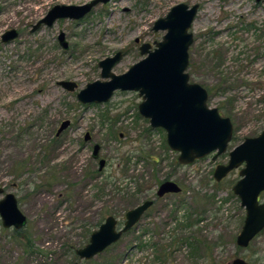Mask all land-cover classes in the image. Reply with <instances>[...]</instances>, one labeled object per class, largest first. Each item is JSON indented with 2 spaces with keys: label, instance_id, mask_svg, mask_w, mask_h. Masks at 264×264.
<instances>
[{
  "label": "rangeland",
  "instance_id": "374dc122",
  "mask_svg": "<svg viewBox=\"0 0 264 264\" xmlns=\"http://www.w3.org/2000/svg\"><path fill=\"white\" fill-rule=\"evenodd\" d=\"M87 1L0 0V37L7 29L18 32L8 43L0 40V198L13 193L27 217L21 229L5 228L0 219V264H229L236 257L264 264V228L246 247L235 241L245 209L232 186L243 165L219 181L213 177L232 148L264 130V0H110L79 20L60 19L31 31L52 5ZM179 2L199 4L189 29L188 82L205 88L206 104L232 123L223 153L188 164L178 162L166 131L139 113L138 91L117 89L102 103L76 97L88 82L107 79L98 66L104 57L122 52L111 68L115 74L142 59L140 44L165 33L152 30L154 21ZM60 30L66 50L56 39ZM60 80L77 87L65 90ZM65 119L69 125L56 136ZM94 144L105 159L100 171ZM92 170L99 172L87 175ZM108 175L128 192L97 196L96 185L108 183ZM163 180L181 190L157 197ZM146 197L154 204L117 242L89 260L76 255L101 216L103 222L114 215L122 227L125 212ZM188 211L192 235L205 242L209 255L202 244L193 252L182 244L161 262L157 244L168 240L166 234Z\"/></svg>",
  "mask_w": 264,
  "mask_h": 264
},
{
  "label": "water",
  "instance_id": "95a60500",
  "mask_svg": "<svg viewBox=\"0 0 264 264\" xmlns=\"http://www.w3.org/2000/svg\"><path fill=\"white\" fill-rule=\"evenodd\" d=\"M110 0H90L82 4H55L31 27L36 30L41 25L51 26L57 19L77 20L85 16L95 5ZM259 2L261 0H255ZM198 4L189 6L179 2L170 7L168 12L157 18L152 30H163L162 39L155 41L153 47L148 42L139 46L142 59L132 64L125 72L115 74L113 65L121 59V51L107 56L98 62L100 76L106 80H94L81 88L76 97L81 103H102L109 100L113 92L135 90L142 96L138 111L149 119L152 127H161L166 131V142L170 149L179 152V163L188 164L216 150L214 156L223 153L232 135V123L222 116L216 107L206 104L207 90L198 83L188 82L189 75L184 72L189 63L188 48L192 43V32L188 31L197 12ZM18 36L16 29L5 30L1 41L8 43ZM60 47L68 49L65 33L57 35ZM138 41V38L135 39ZM62 88L73 91L77 84L71 80L57 82ZM65 119L55 132L58 136L69 125ZM90 138L86 133L85 140ZM99 145L94 144L92 157L97 158ZM228 161L218 164L213 177L221 180L230 170L238 168L241 176L232 186V191L245 209L243 225L236 235V244L246 247L250 240L264 228V202L259 201V194L264 191V130L257 136L246 137L228 153ZM105 165V159L98 158V169ZM181 188L172 180L162 181L156 196L177 193ZM3 187L0 186V194ZM152 199L143 200L125 212L122 227H117V219L107 215L98 228L91 232L88 242L75 249L76 255L89 260L117 242L123 233L129 231L152 204ZM0 219L5 228L21 229L26 223L25 214L19 209L16 197L7 192L0 198ZM72 264H78L73 262ZM229 264H250L240 257Z\"/></svg>",
  "mask_w": 264,
  "mask_h": 264
},
{
  "label": "trees",
  "instance_id": "16d2710c",
  "mask_svg": "<svg viewBox=\"0 0 264 264\" xmlns=\"http://www.w3.org/2000/svg\"><path fill=\"white\" fill-rule=\"evenodd\" d=\"M189 66V65H188ZM123 172H126V169L124 167ZM98 170H92V172H87V175L91 173H98ZM111 175H108L105 179L108 181V183L103 184H97V196L103 197L112 194L113 192H121L122 195H125V189H121L114 180L110 183L109 178H111ZM110 213V212H108ZM192 212H187L184 215L183 220H181L178 225L173 228L167 235L168 240L164 241L161 244H157L156 247V255L155 258L160 260L163 263H166L168 261L169 255L172 253V249L179 247L182 244L187 245L190 250L193 252L194 249H197L200 244H202L203 251H205L206 254L209 255L210 249L205 245V242H199L195 237H193L192 232H191V227H192ZM103 220V217L101 216L100 219L95 223L96 225H99ZM153 246H156V243L152 244Z\"/></svg>",
  "mask_w": 264,
  "mask_h": 264
},
{
  "label": "flooded vegetation",
  "instance_id": "af4514ba",
  "mask_svg": "<svg viewBox=\"0 0 264 264\" xmlns=\"http://www.w3.org/2000/svg\"><path fill=\"white\" fill-rule=\"evenodd\" d=\"M87 2H88V1H87ZM84 3H85V2H84ZM186 4H187V3H186ZM194 4H195V3H194ZM196 4H198V3H196ZM54 5H55V4H54ZM192 5H193V4H192ZM52 6H53V5H52ZM189 6H191V5H189ZM198 9H199V4H198ZM198 9H197V11H198ZM90 11H91V10H90ZM90 11H89V12H90ZM46 12H47V11H46ZM46 12H45V13H46ZM89 12H88V13H89ZM88 13H87V14H88ZM196 13H197V12H196ZM87 14H86V15H87ZM195 15H196V14H195ZM83 17H84V16H83ZM83 17H82V18H83ZM194 17H195V16H194ZM158 18H159V17H158ZM39 19H40V18H39ZM61 19H64V18H61ZM80 19H81V18H80ZM57 20H60V19H57ZM57 20H56V21H57ZM72 20H73V19H72ZM77 20H79V19H77ZM193 20H194V18H193ZM56 21H55V22H56ZM55 22H54V23H55ZM54 23H53V24H54ZM191 24H192V23H191ZM32 25H33V24H32ZM41 26H43V25H41ZM41 26H40V27H41ZM44 26H46V25H44ZM51 26H52V25H51ZM31 27H32V26H31ZM40 27H39V28H40ZM47 27H50V26H47ZM190 27H191V26H190ZM190 27H189V29H190ZM39 28H37V29H39ZM37 29H36V30H37ZM189 29H188V31H190ZM34 31H35V30H34ZM161 31H163V30H161ZM32 32H33V31H32ZM63 32H64V31H63ZM58 33H59V32H58ZM64 33H65V32H64ZM57 35H58V34H57ZM162 36H163V35H162ZM192 36H193V34H192ZM65 38H66V35H65ZM56 39H57V37H56ZM135 39H136V38H135ZM161 39H162V38H161ZM0 40H1V39H0ZM66 40H67V39H66ZM134 41H135V40H134ZM139 41H140V39L138 38V41H135V42L138 43ZM192 41H193V40H192ZM1 42H2V41H1ZM57 42H58V40H57ZM154 42H155V41H153L152 44L150 43L152 47H153ZM3 43H4V42H3ZM142 43H143V42H142ZM58 44H59V43H58ZM68 44H69V43H68ZM68 48H69V47H68ZM119 51H120V50H119ZM121 53H122V52H121ZM111 56H112V55H111ZM121 57H122V55H121ZM188 59H189V53H188ZM117 62H118V61H117ZM188 65H189V63H188ZM92 158H93V157H92ZM98 158H101V157H99V154H98V157H97V158H93V159L98 161ZM97 169H98V167H97ZM98 170H99V169H98ZM101 170H102V169H101ZM99 171H100V170H99ZM163 181H164V180H163ZM177 193H178V192H177ZM157 197H158V196H157ZM160 197H162V196H160ZM146 199H152V198H151V197H146L144 200H146ZM16 200H17V199H16ZM152 201H153V202H152L151 206L154 204V200H153V199H152ZM17 204H18V202H17ZM151 206H150V207H151ZM150 207H149V208H150ZM149 208H147V210H148ZM19 209H20V208H19ZM147 210H146V211H147ZM146 211H145V212H146ZM145 212H144V213H145ZM144 213H143V215H144ZM110 215H112V214H110ZM124 215H125V214H124ZM143 215H142V216H143ZM25 216H26V215H25ZM113 216H114V215H113ZM114 217H115V216H114ZM115 218H116V217H115ZM124 218H125V216H124ZM116 219H117V218H116ZM140 219H141V218H140ZM26 222H27V217H26ZM101 223H102V222H101ZM101 223H100V224H101ZM25 224H26V223H25ZM117 227H118V220H117ZM118 228H119V227H118ZM95 230H96V229H95ZM93 231H94V230H93ZM126 232H128V231H126ZM126 232H125V233H126ZM90 234H91V233H90ZM123 234H124V233H123ZM123 234H122V235H123ZM89 236H90V235H89ZM121 237H122V236H121ZM87 242H88V241H87ZM113 244H114V243H113ZM84 245H85V244H84ZM77 248H78V247H77ZM75 249H76V248H75ZM104 250H105V249H104ZM74 251H75V250H74ZM94 257H95V256H94ZM92 258H93V257H92Z\"/></svg>",
  "mask_w": 264,
  "mask_h": 264
}]
</instances>
